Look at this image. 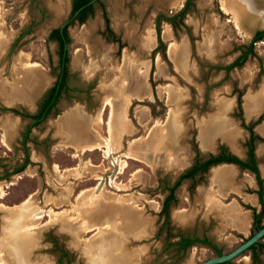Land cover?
I'll use <instances>...</instances> for the list:
<instances>
[{
	"label": "rangeland",
	"instance_id": "rangeland-1",
	"mask_svg": "<svg viewBox=\"0 0 264 264\" xmlns=\"http://www.w3.org/2000/svg\"><path fill=\"white\" fill-rule=\"evenodd\" d=\"M183 1L101 0L104 13L95 3L85 22L68 25L69 89L64 94V102L58 103L61 114L57 118L51 114L45 116L30 128L22 142V132L30 117L21 118L4 107L16 106L21 112H32V102H36L44 88L52 82L58 47L45 39V34L51 25L65 19L68 6L67 0H0V187H3L0 196V242L7 238L6 227L15 211V204H20L30 194L32 212L36 209L47 212L49 209H66L70 216L76 215L72 205L78 201L79 193L86 190L89 196L85 197H95L90 196V191L97 178L112 168L110 158L103 154L105 147L100 145L79 152L69 143L73 135L69 131H61L62 125L58 120L65 114L69 116L68 111L75 112L76 107L87 120L99 115V137L97 134L92 136L101 142L104 136H108L107 122L111 114L110 105H104L103 101L107 97L113 101L117 99L126 81L121 71L129 65L137 72L144 71L147 92L141 98L133 95L125 97V116L119 118L118 126L123 121L127 128L121 131L118 145L112 148L111 154L113 157L118 154V158L125 159L126 164L113 178L120 184L119 188L107 182L103 184L107 193L128 196L132 201L129 205L134 211H139L133 215L135 222L131 225L121 228L115 223L112 228L111 233L116 230L123 233L120 247L127 260L122 264H198L215 253L212 248L197 244L187 248L181 258H177L180 252L175 253L169 245L164 248L166 241L172 239L166 236V230L170 233L178 229L191 231L194 226L196 233L206 234L217 243L221 252L229 250L253 232L251 214L249 209L244 208V201L229 187L221 190L214 179V170L221 165L210 166L197 184L186 179L180 181L174 189L175 199L168 205L170 228L162 226L163 214L159 210L168 192L164 185L171 184L178 172L191 165L194 152L197 151L201 157L215 151L218 144H227L225 139L213 133L210 148L203 146L199 136L202 123L216 116L219 109L223 110L222 116L233 122L237 133L235 146L229 142L232 150H241L247 130L241 125L237 113L241 112L246 122L253 119L257 113L247 116L244 102L247 99L249 103H254L253 96L264 91V36L253 41L252 52L239 65L227 71L213 67L230 63L244 50L253 31L261 27L256 21L258 14L264 22V7L249 4L259 13L255 16L241 13V19L236 20L234 14L224 9L223 0H189L180 22L176 18L173 22L166 19L181 8ZM103 14L107 17L110 31L105 29ZM157 14H160L161 44L156 36ZM172 42L176 43V47L169 49ZM170 50L172 55L180 50L183 61L179 68L170 58ZM25 59L38 63L37 71L44 76L45 82L30 101L12 98L8 102L5 96L12 92L14 85H20L18 78L30 70L25 66ZM263 102L259 101L260 107ZM6 129H10L11 133L5 137ZM5 139L8 142H4ZM227 148L231 150L228 144ZM129 151L142 155L144 161L127 157L125 153ZM139 151H146L147 154ZM21 162H24L23 168L13 172V167ZM85 163L90 165L87 168L91 170L79 176L70 170L64 171L73 167L82 170L86 167ZM248 179L250 173L247 171L234 174V181L240 183L242 189L247 186ZM207 191L221 200L210 208L205 200ZM114 196V201H120ZM114 206H117L114 202L106 203L95 210L92 220L100 223L109 221L108 210L115 216L120 215L122 209ZM226 207L244 214L245 222L235 224L234 217L226 215ZM47 212L40 214L33 229L24 233L28 242L26 259L32 264H58L56 257L62 246L66 248L64 262L68 259L71 264H103L95 259L94 251L90 259L85 251L84 247L91 245L92 241L112 249V252L116 251L113 249L115 243L107 237L86 240L93 232L91 229H80L77 224L79 217L72 226L68 217L49 220ZM130 214L127 213V216ZM178 217H183V220ZM110 221L114 223V220ZM23 225L20 227L23 228ZM103 239L104 242L109 240L110 244L104 245ZM17 245L20 246V254L21 245ZM244 253L247 257L238 254L232 258L233 262L254 264L248 252ZM9 258L14 260L11 256ZM259 264H264V256Z\"/></svg>",
	"mask_w": 264,
	"mask_h": 264
},
{
	"label": "bare ground",
	"instance_id": "bare-ground-1",
	"mask_svg": "<svg viewBox=\"0 0 264 264\" xmlns=\"http://www.w3.org/2000/svg\"><path fill=\"white\" fill-rule=\"evenodd\" d=\"M174 1H176V0H174ZM242 1H244L242 6L245 4L247 6H249V4H251V5L256 4L257 7H264V5L261 4V2H259L257 0H242ZM240 6L241 5L238 4V2H235L233 0H223L224 9L228 10L232 14H234L236 20L241 19ZM55 7L59 8L57 5H55ZM175 47H176V43L172 42L169 46V49H172ZM179 51L175 55H172V52H173L172 50L169 51L170 58L176 63L178 68L181 65V62L183 61V56L181 53H179ZM24 63H25V66L28 67L30 70H28V72H25L24 75H21L20 78H18L20 81L19 82L20 85H14L12 92H9V94L7 96H5V99L8 102L11 101L12 98H19V99H22L23 101H30L32 96H34V94L41 88V86L45 82L44 76L41 74V72L37 71L38 70V67H37L38 63L37 62L25 59ZM137 71L138 70L134 69L132 67V65H129L127 68L123 69L121 71L122 75H123V77H125L127 79L124 78V81L125 80L126 81L125 82L123 81L124 84L121 88V93L117 96V99H115L114 101L110 97H107L104 99V101H103L104 105L105 104L110 105L109 107L111 108V114H110L109 120L107 122L108 136L107 135L104 136L102 138L101 142L98 141V138H95L94 136H92V134H97V135L99 134L98 129H97L98 128V122L100 119L99 115H96L97 117L93 118L92 120H87L83 116L82 111L76 107L75 112H69L68 111L67 114L69 116H67L65 114L58 120V122H60V124L62 125L61 131L66 130V131H69L73 135V140L70 141L69 143H71L78 150H80V149L81 150H91V149L99 147L101 145V147H105V149L103 150V154L109 155V152L112 151V148L113 147L115 148L118 145V136L122 133L121 131L126 130V128H127L126 127L127 124L125 126L123 121H122L120 127L118 126V124L120 123L119 118L120 117L124 118V116H125V109H126V107H125L126 98L125 97L127 95L128 96L133 95V96H136L138 98H141L147 92V89L144 85V77H143L144 71L143 72L142 71L137 72ZM253 97L254 98H252V99H254V101H255L254 103H252V104L249 103L247 99L244 102V110H245V114L247 116L250 114H253L254 112H256L259 109V107H260L259 101L264 100V91L262 90L261 92H259V94H256ZM223 113H224V111L219 109L216 116H212L208 120L204 121V123H202V126L200 127V135L199 136L201 138L203 146H205L206 148H210V143H211L210 138H211V135L213 133L217 134L220 137L227 139L228 142L234 144L233 143L234 137H236V135H237L236 130L234 128V124L232 121L225 119L222 116ZM166 129H168V128H166ZM258 129H259V131L261 130L264 132V125H260L258 127ZM10 133H11V130L6 129L4 132L5 137H6V135L8 136ZM98 137H99V135H98ZM159 137H160V135H159ZM151 139H152V137H151ZM154 139H156V138H154ZM6 140L7 139H5L4 142H8ZM150 140H148V141L151 142ZM148 141L147 142L145 141V142L148 143ZM146 145H143V147L144 146L146 147ZM148 148H149V146H148ZM148 148L146 147L144 149L148 150ZM156 149H157V147H156ZM152 151H153V149H152ZM142 152L143 151H141V152L139 151V153H142ZM143 153L147 154L146 151ZM125 155L127 157L129 156V157L144 161L143 157H141L142 155L139 156V155L133 154L130 151L126 152ZM146 156H148V155H146ZM114 158H115V156L113 157V155L111 154L110 159L113 160ZM146 159H148V157ZM85 164H86V167H84L82 170L78 167H73V168H67L64 171L70 170L71 173L74 172L73 173L74 175L79 176V175L83 174L84 172L86 173V172L91 170V169L89 170L87 168V166H90V165H88V163H85ZM125 164H126L125 159H123V158L118 159V172L122 170V168L124 167ZM263 172H264V170H263ZM232 173H233V168L231 165H222V166L218 167L216 170H214L213 176L217 180V182H219L221 184H226V183L230 182V177H231ZM111 185L115 186L116 188L120 187V184H117L113 180H112ZM103 186L104 185H102V187L100 189L101 192L99 191L100 194L99 193H98L99 195L96 194L97 197L96 196L93 198L85 197L86 195L89 196L88 195L89 192L86 190L79 193V195L77 196L78 201L76 203H73L74 205H72V210H74L76 212V215H72V216H70L67 213L66 209L64 211H61L60 209L59 210L49 209L48 212L45 209H42V210L36 209V211L32 212L33 208L30 207L31 206L30 199H31L32 194H30L20 204H18V205L15 204V211L9 217L10 219H9V221L7 223V227H6V231H7L6 237L7 238H5V240L0 242V264H32V261H29V259H26L27 253H28V251H27L28 242H27V240H25L26 237H25L24 233L28 232L31 228L33 229V227L35 226V221L39 218L40 214H42V213L44 214L46 212H47V216H48L49 220H51V219L52 220L53 219H62L64 217H68L70 219L72 226H75L74 223H75V221H77V217H79L80 220H78L77 224L79 225L80 229L81 230L91 229L93 232L90 236L91 238L90 237L85 238L86 240L89 241L92 238L107 237L109 240L111 239L115 243V248H113V249L116 251L112 252V249L110 250V249L103 248V247L99 246L98 244H96L95 241H92V244L90 243L91 245H89V246L86 245L84 247L85 251L87 252V254L89 256V259L92 256L91 252L94 251L93 252L94 257H95V259L98 258V260H100V263H103V264H122L123 261L127 258V257H125L126 254L123 253V251L121 250V247H120V244L123 243V239H124L123 233H118L117 231H119V230H116V231L114 230L115 232L111 233L113 231L112 228L114 227L115 223H116V225H120L121 228H124V226H127V225H131L132 223L135 222V219H133V215H135V212L139 213V211H134V209L129 205L130 202H132V201L128 198V196H123L122 194H119V195L116 194V196H114L111 193H107V191H105V188ZM2 194H3V187H0V196ZM113 196L120 201H117V202H116V200L114 201ZM205 199H206L208 208L213 206L215 203H218V200H220L219 197H217L214 194H211L210 192H208V194L205 195ZM108 200H112V201H108ZM84 201H86V203H83ZM55 202L57 203V201H55ZM108 202H114L117 205L114 207L122 209L121 214L118 216H115L113 213L111 214V212L108 210L110 220H114V223L110 220L106 221L105 223H100L98 221L92 220L91 217H92V214L95 213V210L99 209L100 207H102L103 205H105ZM111 208H113V207H111ZM224 209L226 210V208H224ZM208 210H210V209H208ZM129 212H131L132 214L127 216V213H129ZM131 219H132V221H130ZM21 224H24L22 226L23 228L20 227ZM79 227L76 226V228H79ZM120 230H122V229H120ZM109 240L104 242L105 240L103 239L101 241H103V244L105 245V243L110 244ZM18 241H20V243ZM16 243L21 245L20 254L18 253L20 246H18ZM86 247H88V249ZM10 256L12 257V259L14 258V260H10V258H9ZM91 263L93 264V262H91ZM36 264H39V263L36 262ZM40 264H42V263H40ZM125 264H126V262H125Z\"/></svg>",
	"mask_w": 264,
	"mask_h": 264
},
{
	"label": "flooded vegetation",
	"instance_id": "flooded-vegetation-1",
	"mask_svg": "<svg viewBox=\"0 0 264 264\" xmlns=\"http://www.w3.org/2000/svg\"><path fill=\"white\" fill-rule=\"evenodd\" d=\"M186 1L188 2L189 0H184L182 5H181V8L183 6H185V8H186V5H187ZM77 2H81L82 4H78L75 8H73L74 4L77 3ZM95 3H97L99 5V7L101 8L102 13H104L101 0H67V6L68 7H67V13H66L65 19L59 21L57 24L51 25L47 29V32L45 34V39H47L48 41L54 42L55 45H57V47H58L57 48L58 55H57L56 70H55V73H53L54 77H53L52 82L48 86H46L44 88V90L41 92V94L38 97V99L36 100V102L34 101V110L32 112H39L40 114H42V112H44L47 108H49L47 110V114L45 116L50 115V114H51L50 116H56L59 113L58 103L60 101L64 102L63 99L66 97V95H64V94L69 89V83H68L69 68H68V65H67V59H65V57H68L67 50H66L67 43H68V40H69V34H68V30H67L68 29V25L73 24V23L81 24V23L85 22L87 20V17L90 16V14L92 13V10H93V7H94ZM79 10H81V11L79 12ZM177 11L175 13H177ZM172 16H170V17H172ZM165 18L168 19L167 17H165ZM175 18L178 21L177 16H175L173 19L171 18V20L170 19H168V20L170 22H173V20ZM155 20H156V17H155ZM104 24H105V29L110 31V28L108 26V21H105V19H104ZM54 29H56V31H54ZM258 29L259 28H256L253 31L251 37L254 35L255 31L258 30ZM263 36H264V33L260 36V38L263 37ZM255 40H257V39H255ZM240 54L235 56V58L230 63H228L226 65H221V66L213 65V67L215 68V70L217 68H223L224 71H227L230 68L240 64V63H234L233 65L228 66L229 64H232L233 62H237L236 60L238 59ZM77 100H79V97H78ZM237 100H239L238 94H237V97H236V104H237V108H238V101ZM79 102H81V104H85L83 101H79ZM14 108H16L18 111H20V109L18 107L15 106ZM28 112H31V111H28ZM21 113H24V112H21ZM14 114H18L21 118L29 117V116H22L19 113H14ZM237 115L239 116V120H240L241 125H243L244 128L247 130V135H246V137L244 139V144H242V147H241V150L243 151V155L239 156V155L233 153L232 151H230L227 148V144H225V143L218 144L216 150L213 151V152L212 151H210V152L218 153L220 151V145H224L225 148H226V151L235 154L242 161L246 162L247 166H249V164L251 163V160H254L253 163L257 166L258 174H259V177L261 178L260 183H258V180L256 179V176H255V173L251 169H249V167H242V166H240L239 163L232 162V161H221V162H232V163L236 164V166H237L239 171L242 170V169H245V170L249 171L252 174V177H253L254 182L256 184V187L252 188V191L256 193L257 201H258V207L256 205H246V206L250 210V214H251L250 226H251L252 230L254 231L256 229L254 227H256L257 225L261 226L264 223V221H262V219L264 217V212L260 216L259 221L254 219V213L257 214L258 211L261 209L262 205L264 207L263 183H262L263 182V178L260 176L259 168H258V158L255 156V153H254L255 142L258 141V140H263L264 139V137L261 136L260 134H258V132L255 131V129H254L256 124H258L259 122L264 120V106L256 114V116L253 119L249 120L248 122L244 121V119H243V117L241 115V112H238ZM260 115L262 117L260 119H257ZM41 116H39L40 119L38 120V122L45 117V116H43V117H41ZM33 121H34V117H30V120L27 123V126L25 127L24 131L22 132L23 133L22 134V136H23L22 142L25 141V138L27 137V135H28V133L30 131V128L38 123L37 122V123L32 124ZM249 123H253L251 125V130H253V137H251V132H250V129L248 127ZM250 146L252 147L251 148L252 156L249 155ZM226 151H224V152H226ZM195 154H196V152H194L193 160L191 162V165L188 168H186L187 170L190 169L192 166H194L193 164H194ZM199 155L200 154L198 153V156ZM206 157H208V153L205 156H201V157L199 156V160H204ZM218 163H220V162H218ZM214 164H217V163H213L211 165H214ZM211 165H208V168ZM23 166H24V162H21V163L17 164L16 166H14L12 170H13V172H17V171L21 170L23 168ZM207 169H205V170H197L195 173H193V174H191L189 176L183 177V178H185L186 180L191 181L192 184H197L199 182L198 181L199 178L201 177V175L203 173L206 172ZM182 171H184V170H182ZM182 171L178 172L176 178L178 177V175ZM176 178H174V180ZM260 187H261V198H262V201H260L259 193H258V190L260 189ZM159 213H160V210H159ZM163 218H164V215H163ZM190 232L196 233L194 226H193V228H192V230ZM196 234H198V233H196ZM198 235H201V234H198ZM263 237L264 236H262L260 239H258V242H257V244L255 245V247H254V249L252 251L250 249H247V248L244 250V251H247L249 253L250 259H251L252 262H254V264H259V262L261 260L260 257L258 256V252H257L256 248L257 247L258 248H260V247L264 248V240H262ZM52 244L54 246L56 245L54 241H53ZM197 244H200V243H197ZM197 244H192L189 247H191L193 245H197ZM59 250H60V254L56 257V262L58 264H71L68 259L65 262L62 260L63 257H65V255H66V248L62 246V247L59 248ZM244 251L239 253V254L240 255L243 254ZM232 263H234V262L231 259L228 264H232Z\"/></svg>",
	"mask_w": 264,
	"mask_h": 264
},
{
	"label": "trees",
	"instance_id": "trees-1",
	"mask_svg": "<svg viewBox=\"0 0 264 264\" xmlns=\"http://www.w3.org/2000/svg\"><path fill=\"white\" fill-rule=\"evenodd\" d=\"M187 3V1H186ZM78 4H82L81 2H77L74 4L73 8H75ZM185 9V6H183L180 10L177 11V13H175L172 17H167L168 19L171 20V18L173 19L175 16H177L178 18V21L180 22L181 21V18H182V14H183V11ZM81 10H79L80 12ZM104 16V19L105 21H107V17L105 16V14H103ZM159 16L160 14H157L156 16V22H155V27H156V35H157V39H158V42L161 44V40L159 38V27H158V21H159ZM108 27V26H107ZM54 31H56V29H54ZM264 33V29H258L255 31L254 35L250 38L248 44L246 45V47L244 48V50L241 52L240 56L238 57V59L236 60L237 62H233L232 64H229L228 66L230 65H233L234 63H241V61L246 57V55L248 53H251L252 52V43L255 39H258L260 38V36ZM65 59H68V57H65ZM238 101V108H239V100ZM4 108H7L9 110H11L12 112L14 113H19L21 114L22 116H29V117H34V121L32 122V124L34 123H37L38 120L40 119L39 116L43 117L47 114V110L49 108H47L44 112H42V114H40L39 112H24V113H21L20 111H18L16 108L14 107H4ZM262 116L260 115L257 119H260ZM253 123H249L248 127L250 129V132H251V137H253V130H251V125ZM251 146H250V152H249V155L252 156V153H251ZM226 151V148L224 145H220V151L218 153H212V152H208V157H206L204 160H199V156H198V153L196 151V154H195V157H194V166H192L190 169H186L184 171H182L178 177L169 185H164V187L168 190V192L166 193L164 199L162 200V203H161V207H160V213H163L164 215V218H163V221H162V226L164 225V227L166 229L170 228L169 226V220H168V205H169V202L174 200L175 199V194H174V189L175 187L180 183L181 179L183 177H186V176H189L193 173H195L197 170H205L208 168V165H211L213 163H218V162H221V161H232V162H236V163H239L240 166L242 167H249V169H251L254 173H255V176H256V179L258 180V183H260L261 181V178L259 177V174H258V170H257V166L253 163L254 160H251V163L249 164V166H247V163L242 161L239 157H237L235 154L231 153V152H224ZM258 193H259V198H260V201H262V198H261V187L260 189L258 190ZM264 212V207L262 205L261 209L258 211L257 214L254 213V219L255 220H258L260 219V216L262 215V213ZM259 225H257L256 227L254 228H257ZM165 229V230H166ZM166 236H170L172 237V239H169L166 241L165 245H164V248L166 246H172V249L175 253H179L180 254L178 255L177 258H181L183 252L192 244H197V243H200V244H204V245H207L209 246L210 248H212L215 253H220L221 252V247L215 243L214 241H212L206 234H201V235H198L194 232H190L189 230H185V229H178L174 232H167L166 230ZM258 240H256L255 242H253L251 245H249L247 247V249H250L251 251L254 249L255 245L257 244ZM230 260H227V261H223V262H218V263H214V264H224V263H229ZM234 264V263H232Z\"/></svg>",
	"mask_w": 264,
	"mask_h": 264
},
{
	"label": "crops",
	"instance_id": "crops-1",
	"mask_svg": "<svg viewBox=\"0 0 264 264\" xmlns=\"http://www.w3.org/2000/svg\"><path fill=\"white\" fill-rule=\"evenodd\" d=\"M264 106V102H263V104H262V106L256 111V112H254L252 115H254V114H256V113H258L261 109H262V107ZM70 108H72V107H70ZM70 108H67L66 110H68V109H70ZM65 110V111H66ZM64 112V111H63ZM62 112V113H63ZM61 114V113H60ZM59 113L56 115V118H57V116L58 115H60ZM251 115V114H250ZM260 125H264V120H262L261 122H259L258 124H256V126H255V131H257L258 132V134H260L261 136H263L264 137V132L263 131H259V129H258V127L260 126ZM55 126H56V123H55ZM221 138H223V137H221ZM223 139H225V138H223ZM236 137H234V141H233V143H235L236 142ZM225 140H227V139H225ZM214 141L215 140H213V144H214ZM227 144L231 147L230 149V151H232L233 153H235V154H237V155H239V156H242L243 155V151L242 150H238V151H233L232 150V145H230V143L228 142V140H227ZM233 146H235V144H233ZM81 151H84V150H79V152H81ZM254 153H255V156L258 158V168H259V173H260V176L263 178V198H264V172H263V170H264V139L263 140H258V141H256L255 142V146H254ZM218 165H231L232 166V168H233V173H232V175H231V177H230V182L229 183H226V184H221V183H219L218 182V185H219V188L221 189V190H226V188L227 187H229L230 189H231V191L234 193V194H236V196L239 198V199H241L242 201H244L243 202V204H244V208H247V209H249L246 205H256L257 207H258V201H257V196H256V193L255 192H253L252 191V188H254V187H256V184H255V182H254V179H253V177H252V174L249 172V171H247V170H245V169H242V170H240L241 172H244V171H247V172H249L250 173V179H248V183H247V186H245V188L244 189H242V185L240 184V183H238V182H235L234 181V174H235V172H240L239 170H238V168H237V166H236V164H234V163H232V162H220V163H217V164H214V165H211V166H218ZM234 166V167H233ZM218 168V167H217ZM246 173V172H245ZM212 175H213V172H212ZM183 179H185V178H183ZM215 179V178H214ZM238 189V190H237ZM244 190H246V191H244ZM227 192V191H226ZM240 192V193H239ZM206 193H208V191L206 192ZM243 197H244V199L245 200H243ZM206 200V199H205ZM221 201V200H220ZM246 209V210H247ZM226 211H228V213L226 214V215H228V217H229V214L232 216V217H234L233 218V222L235 223V224H243L244 222H245V215L244 214H242V213H238L237 211H235L234 209H232V208H228V207H226ZM250 211V210H249ZM226 213V212H225ZM178 219H181V220H183V217H178ZM250 221H251V218H250ZM262 240H264V239H262ZM257 249V252H258V256L260 257V259H261V257H263L264 256V248H262V247H260V248H256ZM245 252V251H244ZM242 255V254H241ZM248 255H249V253H248ZM257 256V255H256ZM242 257H247V255L245 254V253H243V255H242Z\"/></svg>",
	"mask_w": 264,
	"mask_h": 264
},
{
	"label": "water",
	"instance_id": "water-1",
	"mask_svg": "<svg viewBox=\"0 0 264 264\" xmlns=\"http://www.w3.org/2000/svg\"><path fill=\"white\" fill-rule=\"evenodd\" d=\"M234 1L238 2V4L241 5L240 6L241 13H244V15L255 16V14L258 12L257 8L253 6H247L246 4L242 6V4L244 3V1L242 0H234ZM261 4L264 5L262 1H261ZM256 21H258L259 25H261V27H257V28L264 29V22L262 21L259 14H258V19H256ZM32 105L34 106V101L32 102ZM108 156L109 158H111V151L109 152ZM118 159H119L118 154L115 155V158L113 160L110 159L112 163V168L108 172L102 173L97 178L96 183L93 185L91 193H90L91 197L96 196V194L99 193L102 185L105 182L110 183V184L112 183V180L115 174L118 172ZM262 236H264V223L258 228H256L247 237H245L240 242H238L236 245H234L232 248H230L229 250L220 252V253H214L210 256H207L204 259H202L198 264H214L218 262L231 260L234 256L243 252L249 245H251L256 240L260 239Z\"/></svg>",
	"mask_w": 264,
	"mask_h": 264
}]
</instances>
